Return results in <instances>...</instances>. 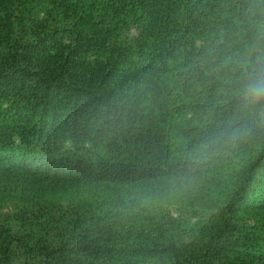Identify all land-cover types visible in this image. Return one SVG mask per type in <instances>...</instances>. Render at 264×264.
Segmentation results:
<instances>
[{
  "label": "trees",
  "instance_id": "obj_1",
  "mask_svg": "<svg viewBox=\"0 0 264 264\" xmlns=\"http://www.w3.org/2000/svg\"><path fill=\"white\" fill-rule=\"evenodd\" d=\"M264 0H0V264H264Z\"/></svg>",
  "mask_w": 264,
  "mask_h": 264
},
{
  "label": "clouds",
  "instance_id": "obj_2",
  "mask_svg": "<svg viewBox=\"0 0 264 264\" xmlns=\"http://www.w3.org/2000/svg\"><path fill=\"white\" fill-rule=\"evenodd\" d=\"M242 99L245 104H264V68L248 79L242 90Z\"/></svg>",
  "mask_w": 264,
  "mask_h": 264
}]
</instances>
